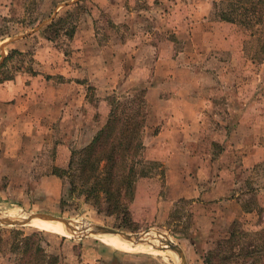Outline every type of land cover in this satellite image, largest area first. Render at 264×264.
<instances>
[{"label":"rangeland","instance_id":"obj_1","mask_svg":"<svg viewBox=\"0 0 264 264\" xmlns=\"http://www.w3.org/2000/svg\"><path fill=\"white\" fill-rule=\"evenodd\" d=\"M213 1L0 0V63L10 55L1 71L12 75L11 80L22 77L26 84L37 83L30 95L23 92L29 100H36L31 95L39 91L46 104L53 99L56 106L57 96L61 101L57 120L0 122V214H48L68 220L77 230L0 223V264L29 261L30 255L20 256L18 245L32 232L43 252L57 257L55 264H180L174 251L160 246L158 238L164 236L180 246L186 264H264L262 251L236 255L244 254L240 248L246 243L264 245V230L248 227L250 218L242 212L258 205L252 198L259 192L254 188H263L264 195V158L237 171L238 192H254L249 198L241 204L214 205L182 198L187 186H171L165 160L150 153L152 143L169 150L192 140L196 149L213 147L210 156L218 160L220 152L232 156L236 150L240 166L242 153L264 146V27L249 30L221 20ZM60 16L68 24L48 39L53 33L48 25ZM70 27H75L72 36L64 32ZM116 52L121 56L116 58ZM75 63H87L88 71L60 70ZM204 98L207 107L200 105ZM183 100L186 113L199 111L214 119L206 123L208 134L161 132V143L154 141ZM125 102L138 113L136 121L144 119L136 146L138 156L147 161L137 169L148 175L137 178L124 212L108 214L104 205L86 202L83 191L71 189L66 170L87 155L106 118ZM29 110L31 115L35 109ZM233 115L246 117L236 124L228 120ZM177 124L170 120L167 125L180 127ZM227 156L220 153L221 161H228ZM175 168L174 181L181 174L180 164ZM228 214L235 215L232 223ZM90 225L146 232L144 238L157 237L152 242L158 247L134 245L118 235L84 234ZM108 237H120L121 247L105 240Z\"/></svg>","mask_w":264,"mask_h":264},{"label":"trees","instance_id":"obj_2","mask_svg":"<svg viewBox=\"0 0 264 264\" xmlns=\"http://www.w3.org/2000/svg\"><path fill=\"white\" fill-rule=\"evenodd\" d=\"M217 16L229 23L238 24L246 29L253 30L264 27V0H214ZM68 24L65 17H58L51 21L48 30L53 32L48 39L53 38L61 30L64 24ZM75 27L64 31L72 36ZM10 58L6 56L0 63V73L5 62ZM12 75L4 73L0 77V83L11 80ZM130 102L120 104L119 109L112 110L106 118L102 127L92 138L87 155L77 165H69L66 170L69 184L72 190L78 189L85 194V201L91 204L104 205L108 214L124 212L134 195L135 182L139 176H147L148 173L138 171L137 166L143 165L147 160L138 156L139 148L136 142L143 131L144 119L136 121L138 113L135 114L130 107ZM142 122V123H141ZM32 232L24 236L18 245L19 254L22 258L30 255L29 261L16 262V264H55L57 257L46 255L43 249L32 237ZM228 244L231 247V236ZM237 244V240H235ZM241 245V252L236 255L243 257L254 255L258 252L264 253V245ZM16 245V246H17ZM30 252V253H29ZM231 256H235L234 253ZM236 257V256H235ZM245 263V262H244ZM243 263V264H244Z\"/></svg>","mask_w":264,"mask_h":264},{"label":"crops","instance_id":"obj_3","mask_svg":"<svg viewBox=\"0 0 264 264\" xmlns=\"http://www.w3.org/2000/svg\"><path fill=\"white\" fill-rule=\"evenodd\" d=\"M120 20L117 21L119 23ZM80 37L81 34H80ZM86 37H90V35H87ZM86 37L84 40H86ZM121 42V41H120ZM120 44H118L119 46ZM134 49H132V54H135ZM130 51V50H129ZM130 51V52H131ZM116 58L118 56H121V54H118L116 52V55H114ZM134 56V55H133ZM111 61V60H110ZM116 65V63H115ZM87 63L86 65L83 63V66H79L76 63L71 64V66L64 67L62 65V68L60 70L63 71H76L82 69L83 72L88 71L87 69ZM104 66L103 68H105ZM110 70V69H108ZM46 83H43L41 85L45 86ZM37 86V83L32 82L31 84H26L22 77H15L13 80H8L2 84H0V122L3 123H10V125L14 121H21L22 119L25 121H28L27 119H34L38 122H41L42 120H57L59 119L58 116L61 115L60 111V97H56V102L58 103L56 106L54 105L53 99H50L47 101V104L43 100V96L40 94L39 91H36V94L33 93L34 96L31 99L36 98V100H29V93L34 89V87ZM23 92L28 94H23ZM186 103L189 100H185ZM35 102V105L34 103ZM51 102V103H49ZM208 100H205V98L202 100V104H204V107H207L206 103ZM50 105L53 106V109H51ZM184 100L180 101V105L178 109L180 111L178 114H176L174 117L169 115V120L166 122V125H163L160 131L157 135L154 136L155 140L158 141V143H161V141L164 139V136L161 134L163 132L164 134H170L172 132H181L183 134H186L185 136L189 137H196L197 133L199 135H207L210 130L207 129L206 123L211 122V120L214 122V119H209L212 117H208L209 115H206L203 113V115L199 114V111H196V114H188L184 111ZM46 106L50 108V110L45 111ZM34 107V112L29 113V109ZM58 107V108H57ZM56 112V113H55ZM10 114L13 115V117L8 118L7 116ZM57 114V116H55ZM66 115L69 114V112L65 113ZM33 115V116H32ZM6 116V117H5ZM24 117V118H23ZM232 117V118H231ZM246 117V116H243ZM243 117H236V116H230L228 120L233 121L237 124L236 120L241 119ZM215 118V117H213ZM171 120H175L180 124V127H175L176 125L170 126L167 125L168 122ZM245 120V119H243ZM234 123V124H235ZM177 124V126H179ZM235 125L228 126V131L230 129H233ZM9 132V131H7ZM212 133V132H211ZM6 134V133H4ZM196 134V135H195ZM213 134V133H212ZM6 136V135H5ZM8 137V136H6ZM153 137V136H152ZM153 142V141H152ZM8 143V142H4ZM192 144V145H191ZM202 146V145H201ZM151 147L153 150H150V153L152 154V158H160L165 160L166 162V178H168V183L171 186L181 185V186H187V193L181 194L180 196L182 198L188 199V201H199L205 202V203H219L221 201H234L239 202L240 204L245 201V198H249L251 194L254 192H248V189L243 190L242 192H238V186L240 185L241 181L237 178V171H239L241 168L248 169L256 166L259 162L263 160V154H264V146H255L252 149L246 150V152L240 157V162L242 165L237 166L236 163V156L235 151H231L232 156L229 151H223L220 152L221 154H228V161L222 162L220 159V153H219V160L216 157H211L210 154H212L213 147L209 148H201L196 149L193 145L192 140L184 141V144H181V146L177 147L174 146L171 152L168 149H164L162 147H155L153 143L151 144ZM173 147V146H172ZM182 155V157H181ZM180 164V171L181 174H178V179L176 181L172 178V171L173 169H176V165ZM187 169V173H184V170ZM192 171V177L189 176V172ZM236 171V172H235ZM192 178V179H191ZM189 179H191L189 181ZM189 181V182H188ZM206 182V185L203 183ZM203 185V187H202ZM263 188H254L253 191H259L256 197H252L254 199H257L258 205L254 208H250L247 210H243L242 212L246 213L249 218L250 222H248V227H250L252 230H264V195ZM191 192V193H190ZM172 190V194H173ZM195 197V198H194ZM235 214V213H233ZM230 223L233 222L234 218L233 216H230L228 214ZM231 233V232H230ZM109 243L112 245L121 247V244L115 243L112 241L111 238H106Z\"/></svg>","mask_w":264,"mask_h":264},{"label":"water","instance_id":"obj_4","mask_svg":"<svg viewBox=\"0 0 264 264\" xmlns=\"http://www.w3.org/2000/svg\"><path fill=\"white\" fill-rule=\"evenodd\" d=\"M39 217L44 220H51V221H56L58 223H61L66 230L68 231H75V227L73 223L69 222L66 219L51 216L48 214H42V213H36V214H30L26 219L22 220H10L5 217H0V223L4 224H27L29 221H31L33 218ZM84 234H91V233H103V234H120L124 240L131 241L134 244H139V243H147L150 244L153 248H157L158 246L155 245L154 243H151L147 240L143 239V236L145 235L146 232L144 233H138V234H129L125 233L122 231H118L115 229H111L108 227L100 226V225H90L87 229H84L83 231ZM161 247H167L168 249L174 251L180 259V264H186L185 263V256L184 253L182 252L180 246L174 242H172L168 237L164 236L163 239H160ZM160 248V247H159Z\"/></svg>","mask_w":264,"mask_h":264},{"label":"bare ground","instance_id":"obj_5","mask_svg":"<svg viewBox=\"0 0 264 264\" xmlns=\"http://www.w3.org/2000/svg\"><path fill=\"white\" fill-rule=\"evenodd\" d=\"M0 217H5V218H8V219H10V220H22V219H26L27 217H22V218H15V217H6V216H2L1 214H0ZM33 219H41V220H33ZM32 219V221H29L28 223H30V224H32V225H35V226H37V227H39V228H41V229H46V230H55V231H59V232H63V231H65V232H67L68 230H66V228L61 224V223H58V222H56V221H51V220H44V219H42V218H39V217H35V218H33ZM75 232H77V230H75ZM99 235H102L103 233H98ZM112 235H118V236H120L121 238H122V236L120 235V234H112ZM120 237H109V238H111L112 239V241L113 242H115V243H119V244H121L122 243V240H121V238ZM143 239L144 240H147V241H149V242H151V243H154V242H152V240H154V239H157V237H146V238H144V236H143ZM161 238H158V241L160 240ZM127 241V240H126ZM131 242V241H130ZM133 243V242H132ZM160 243V242H159ZM134 244V243H133ZM139 244H142V243H139ZM144 244H147V243H144ZM155 244V243H154ZM134 245H136V244H134ZM147 245H149V246H151L150 244H147ZM156 245V244H155Z\"/></svg>","mask_w":264,"mask_h":264}]
</instances>
